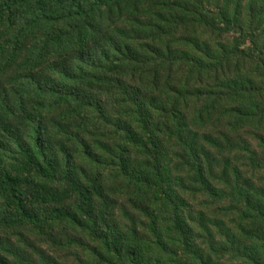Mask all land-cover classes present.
Here are the masks:
<instances>
[{"label": "trees", "instance_id": "1", "mask_svg": "<svg viewBox=\"0 0 264 264\" xmlns=\"http://www.w3.org/2000/svg\"><path fill=\"white\" fill-rule=\"evenodd\" d=\"M143 1L148 0H0V233L17 226L42 230L62 223L97 243L107 254L106 262L158 264L125 240L116 223L102 226L90 191L75 174L76 162L106 163L102 152L128 182L140 184L138 189L151 185L153 190L186 191L192 182L211 190L213 169L200 146L208 140L191 131L198 130L204 119L203 110L193 102L203 95L202 72L191 71L193 84L135 79L144 73L143 67L126 70V79L114 77L125 69L121 64L117 68L114 60L124 63L134 57V46L119 34L118 22L131 18L124 11L127 6L135 11ZM222 4L215 15L219 24L229 30L236 26L247 45L244 51L232 48L229 65L243 59L263 70L264 0ZM147 74L158 76L153 71ZM236 85L239 96L256 95L264 102V77L259 85L251 80ZM152 95L165 100L154 104ZM246 108L232 109L228 130H243L249 122L264 128V108L256 104ZM171 142L174 153L166 150ZM259 142L264 146V138ZM131 143L145 151L147 173L130 170ZM56 166L60 174L52 179L60 178L59 191L45 186ZM73 195L81 204L77 214L64 205ZM178 223L184 247L194 253L192 259L213 264L211 254L197 246L191 224ZM0 264L14 263L0 254Z\"/></svg>", "mask_w": 264, "mask_h": 264}, {"label": "rangeland", "instance_id": "2", "mask_svg": "<svg viewBox=\"0 0 264 264\" xmlns=\"http://www.w3.org/2000/svg\"><path fill=\"white\" fill-rule=\"evenodd\" d=\"M196 1L203 8L192 0L143 1L137 12L127 6L124 11L131 13V18L126 16L124 23L120 20L117 29L130 39L134 57L124 63L114 60L117 68L119 64L125 68L114 77L126 79V70L143 67L146 70L134 75L135 79L193 84L196 78L191 77V71L202 72L203 95L193 102L203 110L204 119L199 121L198 130L191 131L208 140L200 146L213 169L212 179L208 180L211 190L207 192L192 182L186 185V191L174 192V187L153 190L151 185L138 189L140 184L128 182L102 152L106 163L76 162L75 174L90 191L92 209L100 216L102 226L114 227L116 223L125 240L136 244L158 264H200L192 259L194 253L184 247L178 220L191 224L197 246L206 255L211 254L213 264H259V259L264 264V146L259 142L264 138V128L257 129L262 126L253 122L243 130L230 131L226 127L232 109L245 110L250 104L264 108L256 95L239 96L236 85L244 80L259 85L264 69L251 67L243 59L229 65L227 57L232 48L246 49L244 37L236 26L229 30L219 24L215 15L219 7L223 8L224 0ZM261 8L264 23V6ZM150 71L158 76L147 74ZM149 98L154 104L165 100L155 95ZM166 150L174 153L173 142ZM130 151V170L146 172L145 151L138 143H131ZM59 174L58 166L55 172L48 173L45 186L49 190L59 191ZM54 175L59 179L53 180ZM72 198L64 205L77 214L81 204L75 201V195ZM0 254L14 264L31 260L38 264H122L114 259L106 262L107 254L97 243L62 223L42 230L17 226L4 231L0 233Z\"/></svg>", "mask_w": 264, "mask_h": 264}]
</instances>
